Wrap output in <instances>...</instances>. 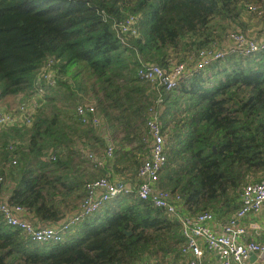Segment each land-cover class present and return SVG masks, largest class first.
<instances>
[{
    "label": "trees",
    "instance_id": "16d2710c",
    "mask_svg": "<svg viewBox=\"0 0 264 264\" xmlns=\"http://www.w3.org/2000/svg\"><path fill=\"white\" fill-rule=\"evenodd\" d=\"M249 5L264 11V0H0V100L38 101L31 123L0 128L8 201L34 222L62 220L78 208L87 181L104 175L89 169L84 151L103 152L111 140L115 169L140 166L127 149L149 148L153 110L166 137L160 186L193 215L235 205L243 186L264 175V48L228 54L171 91L139 79L138 67H169L196 59L199 49L225 47ZM131 16L137 35L123 43L114 23ZM50 59L53 83L41 77ZM87 97L101 133L77 115ZM180 229L135 193L109 201L58 243L36 242L0 214V264H136L172 248Z\"/></svg>",
    "mask_w": 264,
    "mask_h": 264
},
{
    "label": "built area",
    "instance_id": "2783aa9c",
    "mask_svg": "<svg viewBox=\"0 0 264 264\" xmlns=\"http://www.w3.org/2000/svg\"><path fill=\"white\" fill-rule=\"evenodd\" d=\"M250 12L264 17V11L255 5L248 6ZM121 42H127V35H137V18L129 17L126 21L114 23ZM230 45L199 49L196 59L180 62L174 60L169 67L157 63L143 62L138 67V77L149 83L157 90L171 91L179 82L192 71L203 70L214 62L225 58L228 54L236 53L243 56L264 48V35L259 38L247 35L241 29L229 33ZM50 59L46 65L47 73L41 77L52 81V65ZM38 101L20 107L17 114H0V128L9 125L29 124L33 117V109ZM93 104L77 107V115L83 124H90L97 131L104 130L103 120L96 113ZM151 117L147 122L149 136V154L142 160L137 180L134 184L116 182L112 178L115 171L114 144L109 140L107 149L103 152L84 151V157L104 175L92 178L85 184V195L78 208L65 215L53 224L34 222L31 213L19 204H11L6 196L0 194V214L5 223L22 230L28 237L41 243H58L65 240L68 233L83 218L100 210L109 201L123 195L135 193L144 200H149L156 207H160L174 220L178 221L180 235L184 239L182 253L191 255L187 264H206V252L217 254L218 260L214 264H243L251 252H264V239L258 240L249 232L260 229L256 220L244 221L250 214L258 213L264 205V177L243 186L238 202L240 206L234 214L222 223L221 230H214L210 222L216 218V211L206 210L197 214H190L182 207L181 196L160 186V173L167 163L166 137L157 114L150 110ZM14 156V153H12ZM55 156H52L54 159ZM116 172V171H115ZM4 177L0 176V186ZM144 264H154L145 262Z\"/></svg>",
    "mask_w": 264,
    "mask_h": 264
},
{
    "label": "crops",
    "instance_id": "0c3cea01",
    "mask_svg": "<svg viewBox=\"0 0 264 264\" xmlns=\"http://www.w3.org/2000/svg\"><path fill=\"white\" fill-rule=\"evenodd\" d=\"M229 45H230V41H227L225 48H227ZM148 154H149V148L145 150L144 153L138 152V157H140L143 160L148 156ZM89 164H90L89 169L91 171L99 170L98 168H95L91 163ZM121 166H126V165H121ZM117 167L118 169H115L116 172L114 171L112 174V178L116 182H127L128 184L129 183L134 184L136 182L139 166H136L134 169L126 168L123 171H120L119 166ZM99 176L100 175L96 177H99ZM96 177H92V178H96ZM6 194L7 193H5L2 196H6ZM80 201L81 200H79V203ZM239 206H240V202H237L235 205L223 206L221 208V211L216 212L217 213L216 218L212 222H210L209 224L210 227L217 231L221 230L222 223L225 220H227L229 217H231ZM250 220L258 221L260 224V229H256V230L249 232V235L255 236L258 240H263L264 239V205L260 212L250 214L244 219V221H247V222ZM171 243L173 244V246L169 250L158 249L156 252L154 251L149 252L145 254L143 257H141L136 262V264H144L145 262H151L154 264H187V262L193 258L191 255L182 253L181 248L184 243V239L181 237L180 234H177L171 240ZM205 260H207L206 264H214L217 262L218 256L217 254H213L212 256V254H209L208 252H206ZM243 264H264V252H251L248 259L245 260Z\"/></svg>",
    "mask_w": 264,
    "mask_h": 264
},
{
    "label": "rangeland",
    "instance_id": "374dc122",
    "mask_svg": "<svg viewBox=\"0 0 264 264\" xmlns=\"http://www.w3.org/2000/svg\"><path fill=\"white\" fill-rule=\"evenodd\" d=\"M244 15L245 16L241 20V30L244 31L245 33H247V35L253 37V39L259 38L260 36L264 35V18H259L256 13L253 14L251 12H249V13L247 12V14L245 13ZM225 33H222L221 35L223 36V35H225ZM154 88L159 89L158 87H154ZM92 98L93 97H87L86 102H89L91 104H95V101ZM30 102H32V101H29V97H27V96H23V95L9 96L7 98H4L3 100H0V114H10V113L11 114H17L19 112L21 106H23L24 104L28 105V104H30ZM89 103L86 105H90ZM42 104L44 105V103H42ZM32 113H33V111H32ZM96 113L99 116L98 110L96 111ZM103 126H104V124H103ZM103 131H105V126H104V130H101V132H103ZM98 132L101 133L100 131H98ZM137 147L138 146L134 145L128 149L130 151L127 154L128 159L130 157H132V155H129V154H133L134 155L133 157L135 159L138 158V152H140V147L139 148H137ZM128 159H126L125 161H127ZM125 161H123V162H125ZM126 164L128 165V168H133V169L137 166V164H135V163L133 164L130 161L126 162ZM116 169H118V168H116ZM262 177H264V175L259 176L258 179H260ZM3 185L4 184L1 183V187H0L1 193L0 194H2V195H4L6 193V191L3 190V187H2Z\"/></svg>",
    "mask_w": 264,
    "mask_h": 264
}]
</instances>
